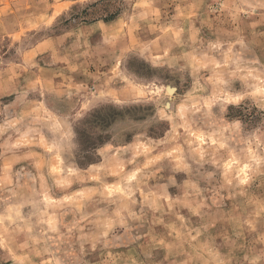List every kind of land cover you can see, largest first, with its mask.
I'll return each instance as SVG.
<instances>
[{
  "label": "rangeland",
  "instance_id": "374dc122",
  "mask_svg": "<svg viewBox=\"0 0 264 264\" xmlns=\"http://www.w3.org/2000/svg\"><path fill=\"white\" fill-rule=\"evenodd\" d=\"M0 264H264V0H0Z\"/></svg>",
  "mask_w": 264,
  "mask_h": 264
}]
</instances>
